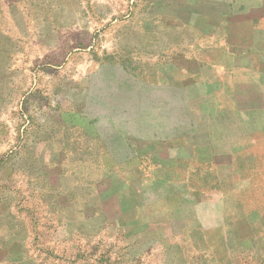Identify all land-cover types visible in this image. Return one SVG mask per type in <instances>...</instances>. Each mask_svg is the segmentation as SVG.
I'll return each instance as SVG.
<instances>
[{
  "label": "rangeland",
  "instance_id": "rangeland-1",
  "mask_svg": "<svg viewBox=\"0 0 264 264\" xmlns=\"http://www.w3.org/2000/svg\"><path fill=\"white\" fill-rule=\"evenodd\" d=\"M262 129L264 0H0V264H258Z\"/></svg>",
  "mask_w": 264,
  "mask_h": 264
},
{
  "label": "trees",
  "instance_id": "trees-1",
  "mask_svg": "<svg viewBox=\"0 0 264 264\" xmlns=\"http://www.w3.org/2000/svg\"><path fill=\"white\" fill-rule=\"evenodd\" d=\"M259 135H261V134H259V133H254V134H253V140H252V146H251V147L256 148V146L258 145V142H257L256 140H257V138H258ZM253 148H251V150H252ZM251 150L249 151L250 154L252 153ZM190 180H191L190 182H192V181H193V177H192ZM262 180H263V182H264V179H262ZM261 182H262V181H261ZM190 185H191V183H189V186H190ZM191 188H192V187H191ZM261 190L263 191L262 196H263V198H264V187H263ZM199 193H200V191H199ZM263 209H264V207H263ZM88 219H90V218H88ZM88 219H87V220H88ZM105 223H106V221L103 220V222H102L103 226H104ZM92 225H93V231H94V232L97 231V226H96L95 222H94V224H92ZM105 225H106V224H105ZM260 234H264V233H260ZM262 236H264V235H262ZM259 238H260V237H259ZM263 238H264V237H263ZM260 239H261V241H259L258 244L260 245V249H261V247H262L261 250H264V240H262V238H260ZM86 257L89 258L88 256H86ZM258 264H264V256L259 258V262H258Z\"/></svg>",
  "mask_w": 264,
  "mask_h": 264
},
{
  "label": "crops",
  "instance_id": "crops-1",
  "mask_svg": "<svg viewBox=\"0 0 264 264\" xmlns=\"http://www.w3.org/2000/svg\"><path fill=\"white\" fill-rule=\"evenodd\" d=\"M263 130H264V129H262V131H263ZM260 132H261V131H258V132H255V133H259V134L263 133V132H261V133H260Z\"/></svg>",
  "mask_w": 264,
  "mask_h": 264
}]
</instances>
